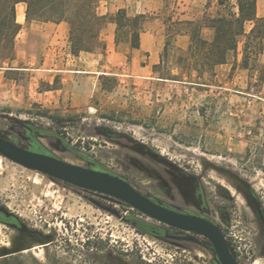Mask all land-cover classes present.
Here are the masks:
<instances>
[{
	"label": "rangeland",
	"instance_id": "rangeland-1",
	"mask_svg": "<svg viewBox=\"0 0 264 264\" xmlns=\"http://www.w3.org/2000/svg\"><path fill=\"white\" fill-rule=\"evenodd\" d=\"M129 1L135 9L128 17L145 18L117 26V52L127 58L108 63L99 80L46 76L53 64L74 68L70 34L54 44L38 21L35 41L19 33L13 59L0 60V135L114 174L158 204L201 216L220 227L240 264H264V53L246 69L242 38L227 66L202 70L192 37L205 16H216L218 0ZM19 11L24 20V6ZM257 15L264 16V0ZM139 28L161 33V62L146 72L142 65L158 58L134 54ZM200 34L214 36L207 28ZM10 68L24 69L10 72L19 85L5 79ZM0 212L24 223L19 230L0 222V264H221L208 238L1 154Z\"/></svg>",
	"mask_w": 264,
	"mask_h": 264
},
{
	"label": "trees",
	"instance_id": "trees-1",
	"mask_svg": "<svg viewBox=\"0 0 264 264\" xmlns=\"http://www.w3.org/2000/svg\"><path fill=\"white\" fill-rule=\"evenodd\" d=\"M103 1L107 0H0V60L13 59L16 38L22 29L17 20V6L21 3L27 5L28 22H67L70 25L72 53L76 56L106 47L101 34L108 22L116 23L119 29L122 21L128 23L125 26H131L145 18L144 15L130 18L124 9L112 18L110 15H101L99 7ZM257 3L258 0H218L216 16H205V25H201L192 37L191 50L196 49L195 61L202 58L206 62L200 67L202 70L208 66L213 71L227 64L230 57L238 52L242 38L246 69L251 60L264 53V16L258 17ZM248 24L252 25L249 32L246 31ZM204 28L213 30L212 41L202 38L200 32ZM142 32V28L134 32L133 49L140 48ZM196 71L201 73L200 70Z\"/></svg>",
	"mask_w": 264,
	"mask_h": 264
},
{
	"label": "water",
	"instance_id": "water-1",
	"mask_svg": "<svg viewBox=\"0 0 264 264\" xmlns=\"http://www.w3.org/2000/svg\"><path fill=\"white\" fill-rule=\"evenodd\" d=\"M0 154L33 171L68 184L115 198L132 209L175 229L202 235L210 240L221 264H240L232 254L220 227L197 215L169 209L154 202L126 180L107 172L75 165L56 157L26 149L0 135Z\"/></svg>",
	"mask_w": 264,
	"mask_h": 264
},
{
	"label": "crops",
	"instance_id": "crops-1",
	"mask_svg": "<svg viewBox=\"0 0 264 264\" xmlns=\"http://www.w3.org/2000/svg\"><path fill=\"white\" fill-rule=\"evenodd\" d=\"M24 6L25 8V16L24 20L21 18V12L19 11V7ZM135 9V5H131L129 0H107L106 1V11L104 13H99L101 15H115L119 10L124 9L127 11L128 14L131 13L132 10ZM100 9V7H99ZM26 12H27V5L25 3H21L17 6V20L19 24H21L22 29L21 32H25V42L28 41H35L33 35H37V26L34 22H28L26 19ZM146 14V12L142 13L141 15ZM43 24L46 26L47 33L44 34L45 37L50 39L54 44L61 43L65 39H68L70 34V25L67 22H61V23H42L37 22V24ZM108 28V29H107ZM107 30L106 34H102L101 36H104L102 40L104 41V44L106 47L103 49V51H95V52H83L80 55L76 56L72 53L71 46L66 47V52L68 53V57L72 58L71 63L74 66L71 70L64 71L59 67V63L53 64L51 67H49L50 74H47L46 76H52L54 75L53 79L56 80L62 72H68L70 74V77H77V79L85 78V79H96L99 80L100 76H103V74H108L105 72H102L101 69L108 66V63L111 65H115L116 60L120 57L126 55L120 54L117 52V44H116V31H117V24L114 22H108L104 28V30ZM103 30V31H104ZM102 31V33H103ZM161 33L156 32H147L143 31L141 33L140 37V48L139 49H133L134 54L139 55L142 53H152L153 57L157 56L158 60L155 58L154 63L151 65H142V69L149 70V68H152L153 66H158L160 64L159 59V35ZM181 38L184 40L188 39L187 35H181ZM22 45V44H20ZM19 47V44H18ZM132 51L129 50L128 53H131ZM154 52V53H153ZM151 58V57H150ZM48 60V58H47ZM56 61L59 62V60L56 59ZM49 62V61H47ZM227 66V64L221 65V67ZM6 70V78L7 80L12 79V81H16V83L19 85V81L15 78L11 77L12 73L10 72H17L19 70H24L22 68L14 69H5ZM51 80V77H50ZM51 82V81H50ZM58 90H51V93H54Z\"/></svg>",
	"mask_w": 264,
	"mask_h": 264
},
{
	"label": "flooded vegetation",
	"instance_id": "flooded-vegetation-1",
	"mask_svg": "<svg viewBox=\"0 0 264 264\" xmlns=\"http://www.w3.org/2000/svg\"><path fill=\"white\" fill-rule=\"evenodd\" d=\"M32 151V150H31ZM35 152V151H34ZM39 153V152H38ZM44 154V153H42ZM47 155V154H46ZM170 209V208H169ZM176 211V210H175ZM179 212V211H178ZM184 213V212H182ZM190 214V213H187ZM193 215V214H192ZM198 216V215H197ZM201 217V216H200ZM203 218V217H202ZM0 222L3 223H8V224H13L16 225L18 227L19 230H23L24 227V223L18 219L17 217L13 216V215H4L0 212ZM38 247L34 246L33 249L36 250Z\"/></svg>",
	"mask_w": 264,
	"mask_h": 264
}]
</instances>
